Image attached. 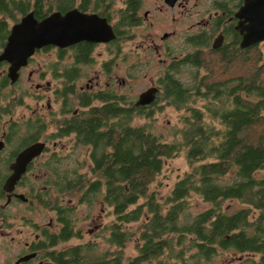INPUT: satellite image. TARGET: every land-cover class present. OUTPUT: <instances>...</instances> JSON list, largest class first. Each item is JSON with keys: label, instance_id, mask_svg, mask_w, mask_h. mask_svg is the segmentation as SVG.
I'll return each mask as SVG.
<instances>
[{"label": "flooded vegetation", "instance_id": "1", "mask_svg": "<svg viewBox=\"0 0 264 264\" xmlns=\"http://www.w3.org/2000/svg\"><path fill=\"white\" fill-rule=\"evenodd\" d=\"M14 1L10 0L5 8L0 0V239L5 241V258L0 264H87L88 257L72 256V247L94 244L97 250L98 243H69L83 236L85 230L76 227L73 198L64 205L56 203L54 196L56 187L75 190L74 196L81 203L104 195V188L99 193V172L92 156L95 142L84 136L82 120L91 116L94 107L117 101L123 107H132L133 125H142L134 123L136 113L151 116L156 102L161 96L166 98L168 79L177 78L184 64L205 66L202 55L206 52H219L227 60L226 54L233 50L237 54L264 44L262 39L242 46L252 17L264 18V5L262 0H27L29 5L23 8L25 0ZM71 10L91 15L94 21L99 19L96 23L102 38L37 47L27 62L12 72V61L2 54L14 25L30 13L41 21L56 11L64 14ZM98 45L99 72L88 77L86 84L80 83L82 66L92 62ZM47 52L55 56L48 69L52 79L44 83L45 71L38 62L39 68L29 70L26 81L48 93L30 94L26 89L8 92L10 86L24 79L25 70L37 55ZM139 52L153 55V59L157 56L164 67L156 80L130 99L114 89L116 70L123 66L121 62H127L128 77L133 78L134 67L147 66L152 61L150 56L142 58ZM40 74L42 81L35 80ZM105 75L107 89H99ZM56 77L61 82L53 88ZM199 78L201 81L203 77ZM118 83L123 85L125 79ZM153 86L158 88L156 98L147 104H136L141 92ZM56 101H62L57 121ZM67 135L74 137L75 147L90 145L91 175L77 167L72 172L61 168L65 156L56 155L55 138ZM43 207L52 212L46 220H40L38 215ZM98 229L94 223L88 232L94 234Z\"/></svg>", "mask_w": 264, "mask_h": 264}, {"label": "trees", "instance_id": "2", "mask_svg": "<svg viewBox=\"0 0 264 264\" xmlns=\"http://www.w3.org/2000/svg\"><path fill=\"white\" fill-rule=\"evenodd\" d=\"M8 3L2 0V7ZM28 5L25 0L23 8ZM196 81L167 82L166 98L177 107L192 94L207 100L205 109L191 108L179 139H165L147 124L133 125L132 107L117 101L94 107L82 120L84 136L95 142L99 193L104 188L102 199L115 218L99 253L94 244L77 245L73 257H88L87 264H209L233 251L258 253L252 264H264V81L239 74ZM183 151L189 169L160 195L157 176ZM194 193L208 206L193 212ZM229 199L240 204H226ZM133 236L137 252L128 255Z\"/></svg>", "mask_w": 264, "mask_h": 264}, {"label": "rangeland", "instance_id": "3", "mask_svg": "<svg viewBox=\"0 0 264 264\" xmlns=\"http://www.w3.org/2000/svg\"><path fill=\"white\" fill-rule=\"evenodd\" d=\"M10 24L14 21L12 19L9 20ZM129 45V44H128ZM234 52L226 54L229 59H224L219 52H206L202 56L206 60L205 66H195L193 64H184L180 71H177L180 75H177L180 80H182L187 85L196 84V79L198 77L202 78L201 81L204 82H212L216 80V78L230 77L233 74L244 75L245 78H257L258 80L264 81V44L261 46L253 47L250 50L235 53ZM238 52V51H237ZM235 53V54H234ZM140 56L149 57L152 61L147 62L148 65L145 66L143 64H138L136 67L132 69L133 78H129V69L126 67L127 62H121L123 65L117 68L118 79L114 89L119 92H123L130 99L137 97L139 91L143 88H146L148 85L152 83V81L158 78L160 71L163 69L164 64L162 65L158 57L156 56L153 59V55H146L144 52H139ZM94 59L92 62L87 65L83 64L82 71L84 76L79 77L78 81L80 83L86 84L88 82V77L95 76L99 72V45L93 53ZM136 54L133 53L132 58L134 59ZM232 56V57H231ZM53 58L55 56L51 52L38 54L36 60L33 65H30L24 72V79L14 86H10L8 88V92L10 93H19L23 89L29 90L32 94L34 93H44L47 94V91L43 89L36 90V86L31 87V83L26 81L28 71L31 69H38V62H42L43 67L40 68L44 72L46 79H52L51 74L48 72L50 69V63H52ZM146 64V63H144ZM42 74L35 80H40ZM199 78V79H200ZM107 75L103 76L102 81L100 82L99 89L104 88L107 89L106 84ZM125 79V83L121 85L118 81ZM61 80L59 78H54L52 80L53 88L54 85H57ZM111 88V87H110ZM61 102H55V110H56V121L60 118L61 113H59ZM157 104L152 108L151 116L141 112L136 113L134 118L135 124H145L149 123V126L153 128L156 133L162 135L163 138L168 140L179 139L180 129L183 127L184 118L190 115V110L193 106H198L204 108L207 103L205 97L192 94L190 100L183 105L182 107H177L176 105L170 103L168 98H161L156 102ZM205 109V108H204ZM209 114L206 113V117L208 118ZM210 119V118H208ZM217 123V122H216ZM219 126L220 124L217 123ZM56 130V126H54ZM58 141L56 145V155H64L65 159L63 160L61 168L68 169L70 172L74 170L76 167L79 168V171L82 173H87L91 175V159L89 156L90 145H79V147L74 146V137L67 135L62 138H55ZM52 146V142H50ZM63 145V146H62ZM58 157V156H57ZM60 168V169H61ZM189 169V162L186 157L185 152H181L177 156L170 158L166 161L165 166L162 172L157 176L156 181L154 182V187L157 188L160 195H164L167 191H169L173 185V183L181 176L186 170ZM80 193V192H79ZM75 190H59L57 187L54 190V196L56 203L66 204V202H70V198L72 199V204L75 205L73 209V218L76 219V227H79L84 231V235L81 237L72 238L69 243L76 244L78 242H94L97 241V252L99 253V243L101 247H104V234L106 230V226L110 223L115 215L113 213L112 207L107 206L103 199L102 195H99L98 199L91 202H79L77 200V196H74ZM233 203L234 206L239 205V201L237 199H229L226 204ZM208 202L202 199L199 194L194 193L190 196V209L195 212L206 206H208ZM233 206V207H234ZM52 214V212L48 211L47 208H41L39 211V219H47L48 215ZM56 214V213H55ZM93 218H95L93 220ZM97 223L99 225V229L95 230L94 234L88 232V227ZM134 227H136L137 223H132ZM137 228V227H136ZM135 228V229H136ZM0 262L4 260L3 257V248L5 241L0 239ZM137 239L136 236L132 237L126 247L125 253L128 255H133L137 252L136 247ZM65 245V244H64ZM97 253V254H98ZM259 254H247L245 252L234 253L233 251H223L218 256H215L209 264H252L254 260L259 259ZM252 257V260H249Z\"/></svg>", "mask_w": 264, "mask_h": 264}, {"label": "water", "instance_id": "4", "mask_svg": "<svg viewBox=\"0 0 264 264\" xmlns=\"http://www.w3.org/2000/svg\"><path fill=\"white\" fill-rule=\"evenodd\" d=\"M249 3H256L257 0H247ZM264 0L262 4L264 5ZM264 17V16H263ZM96 21H99L96 20ZM91 15H84L77 10L67 13L56 11L38 21L30 13L21 22L14 25L9 37V42L2 54L12 61V72H16L21 64L27 62L29 56L37 47L47 44H58L66 46L82 39L99 41V25ZM249 32L244 35L242 46L264 39V18L257 19L255 16L250 20ZM158 88L149 87L141 92L136 104H147L157 96ZM32 150L30 148L28 151Z\"/></svg>", "mask_w": 264, "mask_h": 264}]
</instances>
